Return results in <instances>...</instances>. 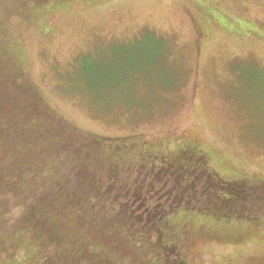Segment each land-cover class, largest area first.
I'll return each instance as SVG.
<instances>
[{
	"label": "trees",
	"instance_id": "16d2710c",
	"mask_svg": "<svg viewBox=\"0 0 264 264\" xmlns=\"http://www.w3.org/2000/svg\"><path fill=\"white\" fill-rule=\"evenodd\" d=\"M73 1L96 0H0V264H197L199 238L264 235L263 176L187 135L102 137L49 105L4 24Z\"/></svg>",
	"mask_w": 264,
	"mask_h": 264
},
{
	"label": "rangeland",
	"instance_id": "374dc122",
	"mask_svg": "<svg viewBox=\"0 0 264 264\" xmlns=\"http://www.w3.org/2000/svg\"><path fill=\"white\" fill-rule=\"evenodd\" d=\"M4 33L74 127L187 135L226 168L264 177V0L73 1L14 16ZM202 238L191 245L197 264H264V235L239 245Z\"/></svg>",
	"mask_w": 264,
	"mask_h": 264
}]
</instances>
